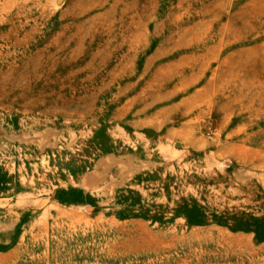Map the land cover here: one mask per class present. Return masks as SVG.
Masks as SVG:
<instances>
[{
  "label": "rangeland",
  "instance_id": "rangeland-1",
  "mask_svg": "<svg viewBox=\"0 0 264 264\" xmlns=\"http://www.w3.org/2000/svg\"><path fill=\"white\" fill-rule=\"evenodd\" d=\"M0 264H264V0H0Z\"/></svg>",
  "mask_w": 264,
  "mask_h": 264
}]
</instances>
